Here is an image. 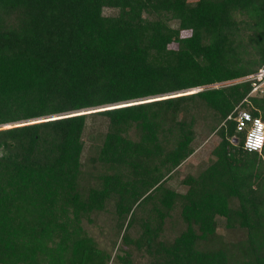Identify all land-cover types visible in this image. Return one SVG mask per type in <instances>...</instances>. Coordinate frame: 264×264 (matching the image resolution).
<instances>
[{
	"label": "trees",
	"instance_id": "obj_1",
	"mask_svg": "<svg viewBox=\"0 0 264 264\" xmlns=\"http://www.w3.org/2000/svg\"><path fill=\"white\" fill-rule=\"evenodd\" d=\"M261 71L264 0H0V264H264Z\"/></svg>",
	"mask_w": 264,
	"mask_h": 264
},
{
	"label": "rangeland",
	"instance_id": "obj_2",
	"mask_svg": "<svg viewBox=\"0 0 264 264\" xmlns=\"http://www.w3.org/2000/svg\"><path fill=\"white\" fill-rule=\"evenodd\" d=\"M257 76H259V74H257V75L253 74L247 78H244L243 80H254L255 81V78H258ZM262 80H263V82L259 87L264 88V76H263ZM218 85H222V84H217L216 86H218ZM253 88H254V86H253ZM102 109H103V107H102ZM198 124H200V123H198ZM7 126H10V125H7ZM218 141H219V138L216 135H213V136L205 139L203 141V143L201 144V147L198 148L197 151H195V153L182 164V166L180 167L179 172H178L179 175L175 176L171 182L176 183L179 179L183 178L186 174H190V173L196 174L198 172L197 170L199 169L198 166L202 162H204V160L209 156L210 151L215 147V145L218 143ZM185 189L186 188H184V187L179 188V190H181V191H184ZM216 219H217V224H218V226H217L218 231L220 233L224 234L225 238L227 240L234 239L232 237V236H234V234L232 232L227 231L226 228L224 227V223H225L224 218L218 216ZM87 226H88V230L91 233V235L99 243V246L111 253L112 259L108 264H120L119 262L116 261V258H115V254L118 253V249L116 246L114 248L111 246V243L109 241V239H111V237H110L111 234H109V233H108V235L106 234L105 229L107 226L104 229L101 228V226L99 224H94V225L89 224Z\"/></svg>",
	"mask_w": 264,
	"mask_h": 264
},
{
	"label": "built area",
	"instance_id": "obj_3",
	"mask_svg": "<svg viewBox=\"0 0 264 264\" xmlns=\"http://www.w3.org/2000/svg\"><path fill=\"white\" fill-rule=\"evenodd\" d=\"M257 89V88H256ZM236 122V130L244 132L243 148L248 151H260L264 144V123L246 110L235 109L232 114Z\"/></svg>",
	"mask_w": 264,
	"mask_h": 264
},
{
	"label": "bare ground",
	"instance_id": "obj_4",
	"mask_svg": "<svg viewBox=\"0 0 264 264\" xmlns=\"http://www.w3.org/2000/svg\"><path fill=\"white\" fill-rule=\"evenodd\" d=\"M257 74V73H256ZM259 74V76H257V77H262V76H264V71H261V72H259L258 73ZM259 86H256L254 89H253V91H255L256 90V88H258Z\"/></svg>",
	"mask_w": 264,
	"mask_h": 264
},
{
	"label": "water",
	"instance_id": "obj_5",
	"mask_svg": "<svg viewBox=\"0 0 264 264\" xmlns=\"http://www.w3.org/2000/svg\"><path fill=\"white\" fill-rule=\"evenodd\" d=\"M234 142H236V139L234 140Z\"/></svg>",
	"mask_w": 264,
	"mask_h": 264
}]
</instances>
